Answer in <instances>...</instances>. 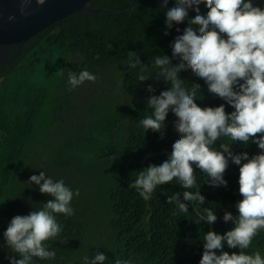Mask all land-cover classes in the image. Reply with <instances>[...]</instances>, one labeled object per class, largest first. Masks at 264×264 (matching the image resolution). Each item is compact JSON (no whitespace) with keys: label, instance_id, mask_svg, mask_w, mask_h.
<instances>
[{"label":"trees","instance_id":"obj_1","mask_svg":"<svg viewBox=\"0 0 264 264\" xmlns=\"http://www.w3.org/2000/svg\"><path fill=\"white\" fill-rule=\"evenodd\" d=\"M252 3L264 9V0ZM89 5L119 13L69 15L40 31L16 57L0 67V264H10V257L20 259L4 238L11 220L41 210L45 202L53 199L40 193L38 185L28 182L41 171L54 181L63 180L74 193L78 190L79 196L74 195L71 202L73 216L57 215L67 243L60 238L46 241L56 258H37L38 264H84L83 257L91 259L97 251L107 256L106 264H115L117 259L134 260V264H196L195 257L204 250L205 233L215 231L223 235L234 227L223 221V215H239L235 205L242 199L238 184L240 166L229 162L224 174L227 187L217 188L218 193H201L206 198L202 207L218 206L214 224L200 223L192 204L189 212L182 214L174 204L166 202V197L177 192L182 198L185 191L175 180L158 186L149 200L128 186L138 171L168 159L179 137L174 119L168 124L170 143L166 151L147 158L142 165L148 154L163 150L167 141L165 134L161 139L158 132L145 133L136 117L147 108L151 95H158L169 85L154 78L139 82L140 69L128 66V52H136L142 63L149 64L151 72L153 56L165 55L175 37L176 25L166 29V10L161 5L132 4L129 0H91ZM199 7L201 14L206 15L205 5ZM195 14L189 11L190 17ZM187 26L185 20L184 28ZM166 30L168 35L164 34ZM83 70L97 79L72 89L69 72L78 75ZM181 77L201 85L203 96L196 100L199 106L224 104L226 112L234 111L190 71L182 72ZM85 84L91 97H98L100 102L87 104L84 109L76 98ZM148 84L153 86L154 93L147 91ZM121 94H125L123 103L132 114L128 119L104 120L110 104ZM82 114L89 116V128L78 131L73 120ZM170 116L171 113L167 119ZM42 146L51 152L46 168V163L37 164L33 157L40 155ZM255 149L253 143L232 145L235 153L247 151L250 157ZM76 161L80 167L72 174ZM55 166L67 171L55 173L50 170ZM79 169L91 170L88 174L92 181L85 182L86 173ZM196 173L199 184L209 187L204 174L199 169ZM85 196L95 200L84 201ZM223 251L231 254L240 250L229 249L225 244ZM255 251L264 257V232L246 250L248 254ZM217 254H221L219 250Z\"/></svg>","mask_w":264,"mask_h":264},{"label":"clouds","instance_id":"obj_2","mask_svg":"<svg viewBox=\"0 0 264 264\" xmlns=\"http://www.w3.org/2000/svg\"><path fill=\"white\" fill-rule=\"evenodd\" d=\"M35 3L43 6L46 0H35ZM168 3L169 0H163L161 5L166 10L167 30L188 21L183 34L176 36L170 45L172 56L154 55L149 72V64L142 63L136 52H128V66L140 69L139 82L154 78L169 85L158 95H151L147 108L136 117L145 133L158 132L161 139L165 134L167 141L163 150L148 154L142 165L145 166L147 158L166 151L170 143L168 124L174 119L173 126L179 137L168 159L138 171L136 179L128 186L144 200H149L158 186L175 180L185 191L182 198L177 192L166 197V202L174 204L182 214H187L192 204L200 223L214 224L218 219V206L215 209L202 207L206 198L201 193H218L217 188L227 187L224 174L229 162L240 166L238 184L242 199L235 205L239 215L231 212L223 215V221L231 222L234 227L223 235L215 231L205 233L204 250L195 257L196 264H264L260 251L246 252L253 239L264 232V151L256 154L257 147L264 150V9L253 6L252 0H175V6L170 8ZM19 4L21 16L31 15L32 0H19ZM201 4L208 9L206 15L201 14ZM190 10L196 13L194 17L189 16ZM14 19L9 16L10 21ZM167 30L165 35L169 34ZM175 31L181 30L175 28ZM189 71L234 111L226 112L224 104L199 106L196 100L203 96L201 85L181 77L182 72ZM96 79L88 70H83L78 75L69 72L68 83L74 89ZM147 91L154 93L155 89L148 84ZM124 99L125 94L114 99L104 120L129 118L132 113L124 105ZM169 113L171 116L167 119ZM237 143L256 144L255 154L250 157L247 151L235 153L232 145ZM79 167L77 161L75 172ZM196 169L204 174L209 187L199 184ZM79 170L86 173L85 179L90 178L91 170ZM28 182L38 185L40 193L53 199L45 202L41 210L26 216L17 215L11 220L4 238L8 248L20 259L10 257V264H34L33 257L40 261L55 260V251L49 250L45 242L60 238L67 243L62 238L63 228L57 215L73 216L75 210L71 202L74 195L79 196L78 190L74 193L63 180L54 181L43 171L32 175ZM225 244L229 249H239V253L223 251ZM217 250L221 254L218 255ZM107 260L99 251L91 259L87 255L83 257L84 264H106ZM115 264H134V260L117 259Z\"/></svg>","mask_w":264,"mask_h":264},{"label":"water","instance_id":"obj_3","mask_svg":"<svg viewBox=\"0 0 264 264\" xmlns=\"http://www.w3.org/2000/svg\"><path fill=\"white\" fill-rule=\"evenodd\" d=\"M90 1L91 0H46L43 6H38L35 0H32L30 7L31 15L24 17L21 16L19 12V0H0V67L16 57L23 45L40 31L69 15L74 13H119L118 11H112L102 7H92L89 5ZM129 1L132 4L162 5L163 3V0ZM168 6L174 7L175 0H169ZM127 11H130V8L127 9ZM9 16H14L15 19L10 21ZM183 24L184 22L176 25V28H179L181 31L176 32L175 37L183 34ZM165 55L168 57L172 56L171 46H169ZM262 151L264 150L257 147L256 154ZM34 264H38L37 258H34Z\"/></svg>","mask_w":264,"mask_h":264},{"label":"rangeland","instance_id":"obj_4","mask_svg":"<svg viewBox=\"0 0 264 264\" xmlns=\"http://www.w3.org/2000/svg\"><path fill=\"white\" fill-rule=\"evenodd\" d=\"M99 79H102V77H99ZM107 84L109 85V82ZM90 94H91V91H89L88 87L85 84L84 87L81 89L80 94H78V97L76 98V100H78V104L83 105L84 109H85V106L87 104L98 105V103L100 102V99L98 97H96V96L91 97ZM118 113H121V111H118ZM89 120H90V118L87 114H82V115L78 116V119L74 118L73 123H74V125H76L78 131H85L89 128ZM91 130H92V128H91ZM53 131L55 133V136H58L57 130L54 129ZM39 153H40V155H38L37 158L35 156H33L34 159H36V163L41 164V165H44V163H46L43 168L48 167V164H49L48 159H49V157H51L50 150H48L46 146H44V147L42 146L41 148H39ZM30 154L34 155V152H30ZM76 163H77V161H76ZM50 170H52L53 172L58 173V174H62L63 172L67 171V169H65L62 166L51 167ZM71 173L74 174L75 171L72 170ZM84 181L85 182L92 181V178L85 179ZM83 193H85V191H83ZM87 199L88 200H95V199L88 198V196H85V198H82V200H84V201H88Z\"/></svg>","mask_w":264,"mask_h":264}]
</instances>
